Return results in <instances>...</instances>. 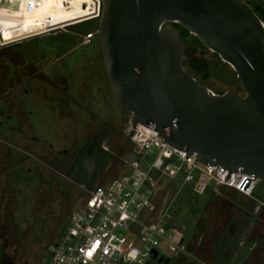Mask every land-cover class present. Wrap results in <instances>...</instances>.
Masks as SVG:
<instances>
[{
	"label": "water",
	"instance_id": "95a60500",
	"mask_svg": "<svg viewBox=\"0 0 264 264\" xmlns=\"http://www.w3.org/2000/svg\"><path fill=\"white\" fill-rule=\"evenodd\" d=\"M98 34L118 108L204 165L264 183V23L243 0H101ZM176 24L229 65L244 95L215 94L196 74L208 62L182 51ZM157 252H153L156 259ZM158 264L164 258L157 260Z\"/></svg>",
	"mask_w": 264,
	"mask_h": 264
},
{
	"label": "rangeland",
	"instance_id": "374dc122",
	"mask_svg": "<svg viewBox=\"0 0 264 264\" xmlns=\"http://www.w3.org/2000/svg\"><path fill=\"white\" fill-rule=\"evenodd\" d=\"M34 1L36 3L32 0H20L15 7L5 3L0 5V35L3 39L8 22L30 30L50 19L60 21L68 18L72 16L70 9L84 4L83 0H57L59 3L54 0ZM11 12L12 17L9 16ZM91 23L65 28L62 33L65 35L71 31L72 33L67 34L70 37L69 35H75L76 31L89 30L92 24L98 26V21ZM170 26L177 31L181 29L172 24ZM56 35L52 33L0 47L1 105L7 103L6 91L11 79L8 76L9 69L13 67V76L20 75L26 67L23 66L21 56L30 51V48H19V55L13 54L15 61L11 66L8 57L12 55V49L34 46L32 48L40 49L46 55L49 54L48 47ZM183 36L184 39H192L186 31H183ZM55 54L52 52L50 55L52 57ZM209 59L211 64L209 69L200 75L199 84L215 94L236 92L243 96L240 82L232 68L222 62L216 54L210 53ZM35 85L33 83V86ZM47 87V90L50 89V86ZM17 93L21 97V89H18ZM111 103L110 128L105 136L96 142L101 156L97 159L90 183L86 182V172L78 181H69L63 178L64 172L55 173L41 161L33 159L13 167L18 159L14 156L12 158L11 153L23 155L25 143L21 142L20 134L12 136L5 125L8 111L5 107H0V255L4 256L2 264H12L13 260L16 264L41 263V257L47 255V251L63 233L70 215L86 202V190L126 174V162L130 161L133 155L131 146L120 134L129 116L122 113L114 102ZM15 127V132H18V127L21 128L17 125ZM103 145L109 147V152L102 150ZM43 159L49 161L47 156H43L41 160ZM168 188L169 184L165 182L157 192V207L153 219L161 218L164 211H168L163 215L164 221L175 228L174 236L183 238L184 243L188 245L189 256L187 259L176 258L164 250L162 255L165 261L161 264H264L263 206H259L257 210L253 209L250 213L249 207H255L252 198L241 195L232 188L218 187L211 181H202L199 186L192 184L182 189L176 202L168 209ZM192 196L196 198L191 200ZM253 198L264 202V183H256ZM187 205L189 207L182 208ZM118 233L126 235L124 230H118ZM236 242L238 245L235 247ZM212 243L214 247L216 245V250H211Z\"/></svg>",
	"mask_w": 264,
	"mask_h": 264
},
{
	"label": "built area",
	"instance_id": "2783aa9c",
	"mask_svg": "<svg viewBox=\"0 0 264 264\" xmlns=\"http://www.w3.org/2000/svg\"><path fill=\"white\" fill-rule=\"evenodd\" d=\"M258 1L264 5V0ZM0 2L14 6L20 0ZM84 2L70 9L72 16L68 18L50 19L25 32L15 31L7 40L0 35V47L98 21L102 15L101 0ZM120 135L132 150L133 158L126 162L128 171L119 179L86 190V202L70 215L63 233L50 247L49 264H151L164 258V250L175 257H188V245L183 238H176L175 228L164 221L168 211L165 210L161 218L153 219L156 195L165 182L170 190L168 209L182 189L192 184L199 186L202 181L232 188L254 199L258 180L253 176L241 170L230 174L221 166L204 165L196 155L187 156L184 151L165 143L150 126L134 127L129 117ZM101 148L109 152L107 145ZM118 230L126 231V235ZM154 251L156 259H153Z\"/></svg>",
	"mask_w": 264,
	"mask_h": 264
},
{
	"label": "flooded vegetation",
	"instance_id": "af4514ba",
	"mask_svg": "<svg viewBox=\"0 0 264 264\" xmlns=\"http://www.w3.org/2000/svg\"><path fill=\"white\" fill-rule=\"evenodd\" d=\"M17 4L9 5L15 7ZM5 29V40L15 31L26 30L11 22L6 23ZM175 31L180 37L182 51L195 48V56L206 59L209 69L211 52L194 41L189 33L192 39H184L183 29ZM69 33L72 32L54 33L57 35L46 55L32 48L34 46L12 49L8 57L11 66L15 61L13 54L19 55V48H30V51L21 56L26 67L20 75L13 76V67L9 69L7 103L0 107L8 111L5 125L12 136L20 134L21 142L25 143L23 155L11 153L12 158L18 159L13 167L33 159L55 173L64 172L63 178L69 181H78L86 172V182L90 183L101 156L96 142L109 131L111 102L117 104L104 66L98 26L92 24L89 30L76 31L68 37ZM52 52L56 54L51 57ZM182 67L199 83L202 73L196 74L188 67L184 53ZM47 86L50 89L47 90ZM18 89H21V97ZM15 125L21 127L18 132H15ZM43 156L49 161L41 160Z\"/></svg>",
	"mask_w": 264,
	"mask_h": 264
},
{
	"label": "trees",
	"instance_id": "16d2710c",
	"mask_svg": "<svg viewBox=\"0 0 264 264\" xmlns=\"http://www.w3.org/2000/svg\"><path fill=\"white\" fill-rule=\"evenodd\" d=\"M85 0H83V2H84ZM244 1V0H243ZM246 2L248 3V5L253 9V11H254V13L257 15V17L264 23V5L260 2V1H258V0H256V1H248V0H246ZM85 3V2H84ZM90 22H95V21H90ZM87 23H89V22H87ZM91 23V24H92ZM173 26H175V27H177V25L176 24H172ZM182 29V28H181ZM87 30V29H86ZM183 31H186V30H184L183 29ZM187 32V31H186ZM193 39H194V41H196V42H198L199 44H200V42L198 41V39L196 38V37H194L193 36ZM6 51V50H5ZM196 198V196H192V198H191V200L192 199H195ZM254 201V200H253ZM189 204H190V202H188ZM187 203V204H188ZM192 203V202H191ZM255 204H258V203H256L255 202ZM186 207H189V205H187V206H185V207H182V208H186ZM264 208V207H263ZM251 212H252V210H251ZM257 218H259V217H257ZM263 222H264V220H263ZM67 225V224H66ZM66 227V226H65ZM65 229V228H64ZM64 231V230H63ZM62 234V233H61ZM211 244V243H210ZM223 245H225V244H223ZM238 245V243L236 242V245H235V247ZM215 247H216V245H215ZM214 246H213V243H212V247H211V250L213 249V250H216V248H215ZM215 248V249H214ZM219 251H221V250H219ZM4 258V256H2V255H0V264H2V259ZM49 251H47V255L45 256V257H41V263H39V264H49ZM176 258H185V259H187V257H184V256H176ZM11 263L12 264H16L15 263V261L13 260V261H11ZM235 263H237V262H235Z\"/></svg>",
	"mask_w": 264,
	"mask_h": 264
},
{
	"label": "crops",
	"instance_id": "0c3cea01",
	"mask_svg": "<svg viewBox=\"0 0 264 264\" xmlns=\"http://www.w3.org/2000/svg\"><path fill=\"white\" fill-rule=\"evenodd\" d=\"M254 200V203L256 202V203H258V204H255V207H249V211H250V213H251V210L253 211V209L255 210H257L258 209V207L259 206H263L264 207V202L263 201H260V203H262V204H260L259 202H257L258 200H256V199H253ZM254 206V205H253Z\"/></svg>",
	"mask_w": 264,
	"mask_h": 264
},
{
	"label": "bare ground",
	"instance_id": "6f19581e",
	"mask_svg": "<svg viewBox=\"0 0 264 264\" xmlns=\"http://www.w3.org/2000/svg\"><path fill=\"white\" fill-rule=\"evenodd\" d=\"M1 4H4V2H0Z\"/></svg>",
	"mask_w": 264,
	"mask_h": 264
}]
</instances>
